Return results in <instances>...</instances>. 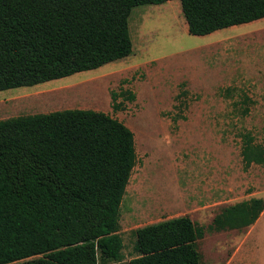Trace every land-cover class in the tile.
<instances>
[{"label": "trees", "instance_id": "16d2710c", "mask_svg": "<svg viewBox=\"0 0 264 264\" xmlns=\"http://www.w3.org/2000/svg\"><path fill=\"white\" fill-rule=\"evenodd\" d=\"M170 0H0V91L67 77L133 52L129 17ZM188 31L206 35L264 18V0H180ZM231 93L232 89L227 88ZM134 101L128 89L112 92ZM243 114L253 100L242 93ZM245 167L264 144L241 133ZM137 164L135 134L104 111L67 108L0 119V264H113L124 259L121 206ZM264 198L225 206L211 224L189 215L134 230L121 264H204L206 232L242 230Z\"/></svg>", "mask_w": 264, "mask_h": 264}, {"label": "rangeland", "instance_id": "374dc122", "mask_svg": "<svg viewBox=\"0 0 264 264\" xmlns=\"http://www.w3.org/2000/svg\"><path fill=\"white\" fill-rule=\"evenodd\" d=\"M133 52L99 68L0 91V119L67 108L104 111L135 134L137 164L121 206L122 262L134 230L189 215L208 226L225 206L264 198V163L245 167L243 131L264 144V18L193 35L180 0L139 5ZM232 92L228 93L227 88ZM128 89L134 101L112 92ZM247 93L253 103L243 114ZM204 264H264V211L242 230L207 231Z\"/></svg>", "mask_w": 264, "mask_h": 264}]
</instances>
